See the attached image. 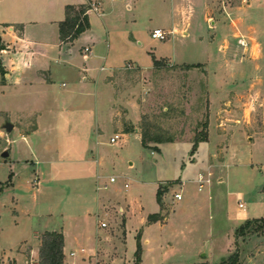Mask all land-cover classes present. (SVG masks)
I'll use <instances>...</instances> for the list:
<instances>
[{
    "label": "rangeland",
    "instance_id": "374dc122",
    "mask_svg": "<svg viewBox=\"0 0 264 264\" xmlns=\"http://www.w3.org/2000/svg\"><path fill=\"white\" fill-rule=\"evenodd\" d=\"M64 1L2 0L0 31L5 30L6 26L21 23L22 28H26V37L34 41L47 38L50 43L57 42L58 24L55 21L65 17ZM181 1L122 0L118 2L122 6L120 10L122 20L112 35V49L106 64L108 71L103 73V76L112 75L115 68L122 67L107 79L112 82L114 88L116 101L114 121L118 128L115 130L111 122L108 107L109 96L113 94L112 88L105 87L104 91L103 87L98 88L95 98L94 87H91L90 99L91 102H96L94 111L96 127L99 126L102 133L100 137L93 133V130L84 133V141L89 144L88 147H84L86 152L84 155H80L77 138L69 130L72 124L62 125L58 139L57 134L53 135V145H58L60 148L58 152L52 154L60 161V163L54 162L55 171H53L61 181L60 185H57L58 189L53 187L56 185V180L50 182L49 178L40 175L41 169L44 170L47 166L37 162L34 151L33 154L28 153L27 145L21 138L17 125L13 132L7 134V141L9 148H18L19 155L13 154L4 160L2 153L7 147V141L3 137L6 134L4 126L11 122L4 114H0V216L2 215V224L8 235L14 232L11 228L13 224L11 207L22 214L29 213V217H23L25 219L21 221V226L17 230L27 233L31 226L44 229L43 225L47 221L48 229L59 226L61 219L56 217V213L62 211L66 214L72 210L76 211L78 202L82 205L85 197V207L87 206L89 211H93L91 204L96 200L99 199L103 204V209L97 216L100 223H105L107 227L100 229V235L111 232L118 221L122 224L123 219L127 217L125 229L128 233L131 232V235L127 240L124 264H137L139 235L141 244L139 264L145 259L147 264H157L163 259L167 260L164 261L166 264H194L198 261L220 264L237 250V246L240 248V264H264V219L254 223L255 227L251 230L247 229L245 235L237 238L234 234L233 247L227 256L224 245L225 234L229 232L231 223L226 213L235 216L240 200L252 217H264V195L258 191V188L264 184V141L249 142L244 137L243 139L235 137L229 143L227 140L220 143L215 132V113L218 110L216 97L219 87L231 88L238 85L253 89L264 96V14L261 19H253L255 22L250 28L252 36H246L247 39L250 37L261 39L262 57L258 59L252 57L251 60L241 62L242 65H236L235 54L238 53L237 48L240 47L242 37L237 34L235 27L232 24H228L225 30L220 25L215 27L211 21L205 19L204 10L198 8L195 18L188 22L189 36H182L184 24L181 26V21L186 19ZM174 2L177 8L181 6V10H176L175 14L172 8ZM231 2L235 6L247 5L242 0H231ZM16 3L18 5H15ZM127 4L132 5L131 10L126 7ZM16 17L24 20L14 22L18 19ZM92 20L96 27L101 28L102 24L95 13L92 15ZM174 20L179 22L177 32H173ZM154 29L168 33V38L162 41L153 39ZM88 45L86 42H81L77 45V49ZM223 47H227V52L222 51ZM106 48L107 45H103L102 50L105 51ZM154 59H162L163 64H168V69L142 70L132 64L137 62L142 68H150ZM83 61L81 56L76 62L79 69L84 66ZM183 64L203 65L199 69L186 71L180 69ZM18 66L19 64L17 68ZM100 66H102L101 62L93 64L92 68L95 69L96 76L99 74ZM232 67H235V70ZM236 69L246 73L245 77L240 73L241 80L235 72ZM78 73L79 79L82 73L80 71ZM235 80H238V83ZM58 81L62 83L64 80ZM71 84L69 81L68 88L63 90L69 89ZM208 85L213 97L212 108H210ZM24 96L11 92L0 96V111L11 112V121L15 120L14 112L37 98L32 94L30 99ZM210 111L209 140L201 143L192 155L194 137L201 132V124L206 121L207 115L209 120ZM260 116V111L256 110L255 122ZM19 117L17 123L21 131H32L35 128V120L32 117L22 115ZM69 117L72 119V116ZM134 118L138 120L135 125ZM223 119L221 117L218 124H221ZM148 125L152 127L151 133L164 138L172 137L175 142L164 144L161 146V151L145 149L134 132L137 128V133L141 135L143 128ZM50 126L43 124V128L46 129H50ZM124 131L134 134L123 135L117 144L111 145V137L115 134L121 135ZM45 136L52 137L50 133ZM217 144V156L213 158ZM227 144L229 166H224L222 170L220 168L213 170L212 184L200 191L198 184L200 175L205 174L203 176L209 178L208 164L211 161L213 163L214 159L215 162L224 160L223 150ZM34 148L38 158L50 159L51 155L47 153L43 155L41 149H38L39 145L36 144ZM22 159H30L34 163H21ZM85 159H88L89 163L82 165L81 161ZM97 160L99 163L96 162ZM75 161H79L80 164H77L79 166L75 165ZM39 175L43 183L40 184V190H37L36 180ZM98 176H100L101 188L99 192L96 189ZM220 176L223 177V182L218 181ZM111 179L115 182H111ZM82 181H86L85 186ZM47 187L55 189L56 197L51 196L52 200L40 193L42 188L47 192ZM159 187L168 188V193L163 198L165 200L166 197V203L161 215L170 218L169 227L164 228V231L160 226L156 227L150 232V245H145L147 236H144L145 229L140 226L138 220L143 209L151 214L159 212L157 202ZM59 188H64L65 193L61 194ZM178 191H182L184 197L182 201L174 199V193ZM93 205L95 207V203ZM254 209L257 212H253ZM47 214L53 216L48 217ZM97 216L90 224V234L94 240ZM243 225L245 222L235 228V231ZM256 226L260 228L257 229ZM136 230H138L137 235H135ZM159 241L160 245H164L163 250L159 249ZM167 242L174 243L175 251L166 250L170 247Z\"/></svg>",
    "mask_w": 264,
    "mask_h": 264
},
{
    "label": "crops",
    "instance_id": "0c3cea01",
    "mask_svg": "<svg viewBox=\"0 0 264 264\" xmlns=\"http://www.w3.org/2000/svg\"><path fill=\"white\" fill-rule=\"evenodd\" d=\"M120 1L122 0H65L63 3L64 9L69 5H88L91 2L98 3L100 5V13L96 15L102 24L101 28L96 27L94 21L92 20L93 13L89 14L88 16L90 21V29L83 33L73 43L63 44L60 40L59 24L65 20L66 14L64 19L55 21V23L58 24L57 42L50 43L47 38L40 41H34L29 37H26V28H20V26H22L21 23H14L15 26H6L5 30L0 31V37L6 45V50H4L0 56L3 66L7 72L5 76L6 84L0 85V96H5L7 92H11L16 95L24 94V97L27 96L29 97V99L30 94L37 97L35 98L34 102L23 105L21 109L14 112L15 120L11 121V112L0 111V114H4L9 122H11L10 124L13 126L11 132L15 130L16 125L18 126L20 136L23 139L24 143L27 145L26 147L28 153L33 154L32 151H34V154H36L35 157L37 159V162H40V165L44 163L45 167L47 166L44 170L41 169V171L39 172L40 175H44L49 178L50 182H55L56 180V185L53 186L55 188H57V185H60L59 183L61 181L58 180L59 176L56 175V172H53L55 171L54 162L57 161L58 163H60V161L56 157L52 156V154L58 152V149L60 148L58 145H53V135L57 134L58 139L59 132L60 130H62V125H64V123L65 125L66 123H68L71 126L72 124L71 127L69 126V130H71L72 134H74L77 138L76 141H78V149L81 152L80 155H84L86 154L84 147L89 146V144L84 141V133L90 131L92 132V130L93 133L97 134V136L102 133V130L99 128V126L98 128L96 127V119L94 113L96 109V102H91V87H94L93 89L95 90V98H97L98 88L101 89L103 87V91L105 87L112 88L113 94L112 96H109L108 107L109 112L111 113V122L114 125L115 130H117L118 128V126L115 125L114 121L116 105L114 88L112 82L107 79L111 78L114 73L120 70L122 67L115 68L112 75L103 76V73L108 71L106 64L108 62L110 51L112 49V35L114 34V31L118 28V24L122 20L120 16V10L122 6L118 3ZM182 1L183 5L181 6L184 17L186 19L184 21H181V26H183L184 24V27L182 29V36H189V31L187 30L189 26L188 22H191V19L193 17L195 18L197 9L201 8L204 10L205 19H207V21H211L212 25H214L215 27L220 25V27L224 28L225 30L228 24H232V26L235 27L237 34L242 37L240 39V47L237 48L238 53L235 54V58L237 60L236 65H242L241 62L251 60L252 57H256L257 59L259 57H262L263 49L261 39L252 37L247 39L246 36H252L250 28L255 22L253 21V19H261L262 15L264 14V0H251L249 4L242 6L233 5L231 0ZM15 5L18 4L16 3ZM181 6L177 8L176 3L174 2L172 7L173 14H175L176 10H181ZM126 7L129 10L132 9L131 4H127ZM16 18L18 19H15L14 22H22V20H24L20 17ZM26 24H28V22ZM178 24L179 22L177 23L176 20L173 21V32L178 31ZM155 30L160 29H154V31ZM168 35L169 34L167 33V38ZM81 42H86L89 44L88 46H85V48L89 47L92 49V57H84V48L77 49V45ZM242 42H245L246 45L243 46L241 44ZM139 44H141L140 41ZM103 45H107L105 51L102 50ZM222 51L227 52V47H223ZM81 56H83L84 59V66L79 69V66L78 64H76V62ZM160 61H162V59H160ZM99 62H101L102 66H100L98 70L99 74L96 76L94 74L95 69L92 67L93 64ZM17 64H19L18 68ZM132 64L142 70L151 69L154 67V61L152 67L150 68H142L138 65L137 62H133ZM54 65L57 66L54 67ZM102 68H104V70H102ZM241 68L243 67L241 66ZM233 69L235 70V67ZM79 71L82 73V76H80V78L78 79ZM235 72L236 74H238L240 80V73H242L243 77H245L246 75V73H243L237 69ZM59 79L64 81L60 83V81H58ZM238 80H235V82L238 83ZM69 81H71L72 83L69 89L63 90L65 88H68ZM91 82H93L94 84ZM208 91L210 108H212L213 97L210 91V87ZM217 93L218 95L216 99L218 101V110L215 113V132L217 134L218 141L222 143L227 140L229 143L230 140L235 139V137H241L242 139L244 137L245 140L249 142H254L255 140L259 142L264 141V96L260 92H257L253 89L242 88L238 85H234L231 88L219 87ZM14 98H16V96H14ZM256 110L260 111L261 116L260 119L255 122L254 113L256 112ZM90 113L92 115H90ZM21 115L23 117H32L35 120V129H33L32 131H21L20 126L18 125V120L20 118L19 116ZM69 116H72V119ZM66 117H69V119H66ZM221 117L224 119L221 124H218V120ZM137 121V118H134L133 124L135 125ZM44 123L51 125L50 129L43 128ZM210 126L211 111L209 116L208 133L210 132ZM11 132L6 131V134H4L3 137H5L6 141L7 134H10ZM47 133H50V136L52 137L46 138L45 134ZM134 133L137 134L142 144L141 135L137 133V128L135 129ZM134 133H125V131L121 132V135L119 134L120 139L118 141L122 139L123 135L130 136ZM118 141L115 144H117ZM8 144L9 142L7 141V147L2 153V157L4 158V160L9 158L13 154L17 156L19 155L18 148H9ZM36 144L39 145L38 149H41L43 155L44 153L51 155L50 159L49 157L47 159H40L37 157L38 153L34 148ZM163 145L164 144L158 146L160 151L161 146ZM217 148L218 144L214 149L213 158H216L217 156ZM227 149L228 144L223 150L224 160L215 162L214 159L213 163L211 161L208 164L207 173L209 179L211 180V183L207 184L205 188L207 186H210L213 182L211 176L213 174V170H216L217 168H220V170H222L224 166H229ZM5 152H7V156H4ZM38 152L40 153V151ZM22 162L26 164L30 162L34 163L30 159H22L21 163ZM72 162L74 163V161ZM96 162L99 163L98 160ZM194 162H196V160ZM75 163L76 166H79L77 164H80L79 161H75ZM81 163H83L82 165H84V163H89V160H82ZM253 165L254 164L252 163V166ZM255 165L260 166V164ZM261 166H263V164ZM40 175L36 180L37 190L40 188V184L43 183ZM218 181L223 182V177L220 176L218 178ZM85 182L86 181L81 182L83 183V186H85ZM99 182L100 176H98L96 179L97 192H99L101 189L99 186ZM261 187L258 188V191L259 193L264 195V184H262ZM47 188V192L42 188L40 193L47 199L51 196L56 197V193L54 192L55 189H52V187ZM63 189L64 188L60 189L61 194L65 193ZM176 193H180L182 195V191L175 192L174 194ZM183 199L184 197H182L180 201H182ZM94 203L95 207L93 205ZM94 203L91 204L93 206V211H89L87 206L85 207V197H83V204L81 205L78 202L76 211L72 210L70 211L71 213L69 212L66 214H63L62 211L56 213V217H59L61 219V224L59 226H55L53 229H48L46 228V226L48 225L47 221L45 225H43L44 229H38L37 227L33 228L31 226L27 230V233L17 230L21 226V221L25 219L23 217H29V213L27 212L22 214L17 209H12L11 207V220H13L14 224L11 225V228L14 231L11 235H8L6 233L2 224V215L0 216V264H39L41 236L46 232H59L63 234V252L65 256V264L88 263L90 258L91 260L97 261L99 264H124L127 240L131 235V232L128 233V230L125 229L127 217H124L125 220L123 219L122 224H120L121 222L118 221L116 227L113 228L111 232H104V235L102 233L100 235L99 233L101 228L99 226L100 222L98 220V223L96 225V239L94 240L90 234V224L92 222V219L95 218V216L100 215V211L103 209V204L100 203L99 199ZM164 203H166V197ZM84 207L85 209L83 210ZM158 208L159 212H156L154 214H161L159 205ZM253 212H257V210L254 209ZM150 215L153 214L143 209L142 215L138 220L140 226L144 227L145 229L144 236H147L144 242L145 245H150V232L156 229V227L160 226L163 231L165 230L164 228L169 227V217L163 216L162 220L156 223H149L148 218ZM226 215L231 222L229 226V232L225 234L226 239L224 241L225 254L227 256L229 251L233 247L235 239L234 234L236 233L235 228L239 227L243 222H246L248 220H259L264 219V217H252L251 213L247 211L246 206L245 209H241L240 207H238V212L235 213V216L230 215L229 213H226ZM47 216L52 217L53 215L47 214ZM231 231L232 233H230ZM137 234L138 230H136L135 232V235ZM167 244L170 246L166 249L167 251H175L174 243L167 242ZM160 247L159 249H164V245H160ZM82 250H84V252H82ZM72 253H74V256L71 255ZM164 261L167 260H160L157 264H166ZM141 264H147L146 259ZM194 264H216V262L209 263L198 261Z\"/></svg>",
    "mask_w": 264,
    "mask_h": 264
},
{
    "label": "trees",
    "instance_id": "16d2710c",
    "mask_svg": "<svg viewBox=\"0 0 264 264\" xmlns=\"http://www.w3.org/2000/svg\"><path fill=\"white\" fill-rule=\"evenodd\" d=\"M88 5H80V6H66L65 14L66 18L63 22L59 24V34L60 40L63 44L73 43L76 41L83 33L90 29V21L88 16ZM22 28V26H20ZM6 50V45L0 37V55ZM202 64L197 65H189L184 64L180 69H184L186 71H191L193 69H199ZM168 64H163L162 61L154 59V69L156 71L167 68ZM6 70L3 66L2 59L0 56V85L6 84ZM209 120L208 115L206 121L201 124V132H198L193 140L192 145V155L197 151L198 146L201 143L208 142L209 133ZM151 128L149 125L143 128L141 133L142 146L145 149H155L160 151L158 145L174 143L175 139L172 137L164 138L155 133H151ZM35 129V128H34ZM125 133H130V131H125ZM154 145V146H152ZM168 193V188L159 187L157 192V202L160 206L161 211L164 210V196ZM163 219L161 214H153L148 218L149 223H156ZM260 220H248L245 222L241 228L236 230V237H240L245 235L247 229L251 230L254 223L259 222ZM256 228H260V226H256ZM64 248V237L62 233L59 232H46L41 236V246H40V254H39V264H65V256L63 252ZM140 252H141V244H140V235L137 239V264L140 262ZM240 248L237 246V250L230 255L227 259L222 260L220 264H240Z\"/></svg>",
    "mask_w": 264,
    "mask_h": 264
},
{
    "label": "built area",
    "instance_id": "2783aa9c",
    "mask_svg": "<svg viewBox=\"0 0 264 264\" xmlns=\"http://www.w3.org/2000/svg\"><path fill=\"white\" fill-rule=\"evenodd\" d=\"M251 0H242V2L244 4H249ZM89 6V9H88V13H95V14H99L100 13V5L98 3H89L88 4ZM152 38L155 39V40H166L167 39V33L163 32L162 30H155L153 33H152ZM243 46H245V42H242L241 43ZM83 55L85 58H90L93 56V51L91 48L89 47H86L84 48L83 50ZM102 70H104V68H102ZM120 139V135L119 134H116L113 138H111L110 140V144H115L118 140ZM111 182H115L114 179H111ZM211 183V180L209 178H205L203 175H200L199 179H198V184H199V190H203L205 188V186L207 184H210ZM127 187V185H126ZM174 199L177 200V201H180L182 199V195L180 193H176L174 195ZM239 207L241 209H245V205L240 202L239 203ZM97 219L99 220V216H97ZM100 222V221H99ZM100 228H106L107 225L105 223H100ZM82 252H84V250H82ZM72 256H74V253L71 254ZM88 264H99L97 261H94V260H89Z\"/></svg>",
    "mask_w": 264,
    "mask_h": 264
},
{
    "label": "water",
    "instance_id": "95a60500",
    "mask_svg": "<svg viewBox=\"0 0 264 264\" xmlns=\"http://www.w3.org/2000/svg\"><path fill=\"white\" fill-rule=\"evenodd\" d=\"M5 129L7 132H11L13 129V126L10 123H8L5 125ZM4 156H7V152L4 153Z\"/></svg>",
    "mask_w": 264,
    "mask_h": 264
}]
</instances>
